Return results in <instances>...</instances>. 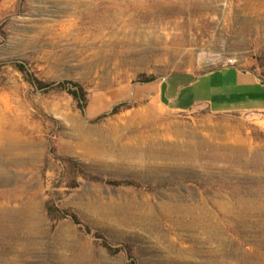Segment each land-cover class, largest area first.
<instances>
[{
    "label": "rangeland",
    "instance_id": "obj_1",
    "mask_svg": "<svg viewBox=\"0 0 264 264\" xmlns=\"http://www.w3.org/2000/svg\"><path fill=\"white\" fill-rule=\"evenodd\" d=\"M100 2L0 0V126L22 148L0 150V264H264V113L179 111L160 94L176 72L264 78V0H111L126 21L102 31ZM16 63L79 85L106 117ZM211 214L233 220L219 238Z\"/></svg>",
    "mask_w": 264,
    "mask_h": 264
},
{
    "label": "crops",
    "instance_id": "obj_2",
    "mask_svg": "<svg viewBox=\"0 0 264 264\" xmlns=\"http://www.w3.org/2000/svg\"><path fill=\"white\" fill-rule=\"evenodd\" d=\"M161 100L173 109L204 107L213 113H264V78L234 65L201 75L176 72L161 84Z\"/></svg>",
    "mask_w": 264,
    "mask_h": 264
},
{
    "label": "bare ground",
    "instance_id": "obj_3",
    "mask_svg": "<svg viewBox=\"0 0 264 264\" xmlns=\"http://www.w3.org/2000/svg\"><path fill=\"white\" fill-rule=\"evenodd\" d=\"M95 1V0H94ZM99 1V0H98ZM101 2H100V4H98V5H101V8H99L98 6L96 7L95 6V8L96 9H98L97 10V12H99V15H97V16H93V17H91V16H89L90 18L89 19H91L93 22H95L96 24H98V26H99V28L98 29H101V31H102V29H104L105 28V30H106V28H110L111 26H112V23L113 22H117V21H120V20H122V19H124V17L126 16V13H127V9H123V10H118V8H121V7H119L118 6V8L116 9V10H114V9H112V6H110L109 5V1H111V0H100ZM119 1V0H118ZM132 1V0H131ZM79 2H82V1H79ZM89 2V1H88ZM114 2V1H113ZM125 2V1H124ZM135 2H137V1H135ZM83 3H85V1L83 2ZM90 3V2H89ZM118 3V2H117ZM138 3V2H137ZM139 3H142V2H139ZM95 4V3H94ZM118 4H120V2L118 3ZM132 4V3H131ZM79 5H81V3L79 4ZM97 5V4H96ZM114 5H116V4H114ZM141 5V4H140ZM87 6V5H86ZM88 6H89V4H88ZM92 6V5H91ZM79 8V7H78ZM77 8V9H78ZM84 8H87V7H84ZM143 8H144V6H143ZM96 9H94V10H96ZM122 9V8H121ZM131 9V8H130ZM142 9V8H141ZM90 10H92V9H90ZM134 10H136L135 8H134ZM152 10V9H151ZM79 11V10H78ZM82 11V10H81ZM80 11V12H81ZM144 13V12H143ZM79 14V13H78ZM84 14V13H83ZM93 14V13H92ZM129 14V13H128ZM134 14H136V13H134ZM136 15H138V14H136ZM135 15V16H136ZM88 16L86 17V18H88ZM132 16V15H131ZM134 16V15H133ZM79 17V16H78ZM128 17H130V14H129V16ZM141 17V16H140ZM139 17V18H140ZM144 17V15H142V17L141 18H143ZM147 17V16H146ZM138 18V17H137ZM138 18V19H139ZM79 19V18H78ZM129 19V18H128ZM134 19H136V18H134ZM144 19V18H143ZM90 20V21H91ZM125 21H126V19H124ZM123 20V21H124ZM132 20V19H131ZM141 20V19H140ZM140 22V21H139ZM138 22V23H139ZM90 23V22H89ZM126 23H128V22H126ZM125 23V24H126ZM84 24V23H83ZM116 24V23H115ZM124 24V25H125ZM132 24H134L133 22H132ZM64 25V24H63ZM91 25H93L92 23H91ZM136 25V24H135ZM82 26V25H81ZM80 27V26H79ZM90 27V26H89ZM97 27V26H96ZM128 27H129V25H128ZM133 27V26H132ZM136 27V26H135ZM62 29V28H61ZM67 29V28H66ZM90 29V28H89ZM93 29H94V27H93ZM97 29V28H96ZM115 29V28H114ZM133 29V28H132ZM79 30V29H78ZM64 31H66V30H64ZM72 31V30H71ZM87 31H89V30H87ZM95 31V30H94ZM84 32V31H83ZM82 32V33H83ZM93 32V31H92ZM98 32V31H97ZM105 32V31H104ZM64 33V32H63ZM88 33V32H87ZM96 33V32H95ZM135 33V32H134ZM69 34V33H68ZM72 34V33H71ZM81 34V33H80ZM89 34V33H88ZM64 37V36H63ZM66 37V36H65ZM64 37V38H65ZM67 38H69V36L67 37ZM72 38V37H71ZM54 39V38H53ZM56 39V38H55ZM61 39V38H60ZM73 39V38H72ZM138 39V38H137ZM62 40V39H61ZM66 40V39H65ZM103 40V39H102ZM101 40V41H102ZM79 41V40H78ZM60 43V42H59ZM50 45H52V44H50ZM55 45V44H54ZM59 45V44H58ZM57 45V46H58ZM82 45V44H81ZM94 45V44H93ZM98 45H99V43H98ZM103 46V45H102ZM90 47V46H89ZM105 47V46H104ZM109 47V46H108ZM53 48H54V46H53ZM97 49V48H96ZM105 49V48H104ZM107 49V48H106ZM104 52V51H103ZM92 55V54H91ZM53 57V56H52ZM121 59V58H120ZM5 109V108H4ZM8 109V108H7ZM4 114H1V116H3ZM5 117V116H4ZM2 119V118H1ZM5 123V122H4ZM5 126H3V125H1L0 126V150H2V151H14V150H18V149H22V148H20L21 147V145H20V143H18L17 141H15L14 140V135H13V133H12V131L11 130H8L7 128L5 129L4 128ZM154 143V142H153ZM150 147V146H149ZM141 148V147H140ZM144 148V147H143ZM139 152V151H138ZM140 155V154H139ZM145 155V154H144ZM156 157V156H155ZM233 214V213H232ZM224 217H226V218H224L225 220H226V222L230 225V224H232L233 225V220H228V219H231V218H228V216H224ZM224 219H221V218H217L215 215H210L209 217H208V219H207V221L205 222V223H203V225H204V227H205V229H209V230H207V233H210V234H212V235H214L216 238H219V236H220V234H221V230H222V228H221V225H223V222L225 221ZM233 219V218H232ZM194 224H196V221L194 222H188V223H185L184 224V226L186 227V228H191V226H193ZM202 224V223H201ZM196 225H198V226H200V223L198 222ZM182 259H185V260H189V257H188V255L186 254V255H182ZM259 264V263H258Z\"/></svg>",
    "mask_w": 264,
    "mask_h": 264
},
{
    "label": "trees",
    "instance_id": "obj_4",
    "mask_svg": "<svg viewBox=\"0 0 264 264\" xmlns=\"http://www.w3.org/2000/svg\"><path fill=\"white\" fill-rule=\"evenodd\" d=\"M15 67L21 72L24 74L26 80L28 82H30L31 84L39 87L40 89L42 90H45V91H49L51 89H55V88H58V89H62V90H65L67 91L70 95H72L79 103V105L81 106V108L87 112V117L92 120V121H98V120H101L103 119L104 117H106L105 115H99L97 117H93L91 115V112H88V103H87V99H86V95H85V92L84 90L77 84H74V83H70V82H67V83H59V84H53V83H48V82H43L39 79H37L36 77H34L27 69V66L26 64L24 63H16L15 64ZM143 82H146V81H143ZM123 106V105H121ZM121 106H117L114 108L113 110V114H116L120 111V109L122 108ZM105 182L106 184L108 185H112V186H116V187H120V186H132L134 185L133 182L131 181H115V180H105L103 181ZM47 213L48 215L55 219V220H60L62 218H65L66 216H69L73 222H75L76 224H79L80 223V219L78 218L77 215H74V214H70V213H66V212H62V211H58L57 209H53L51 207H47ZM87 231H90L88 228H87ZM105 246L109 249V250H112V248L108 245V244H105ZM123 249L122 248H117L114 250V252H120L122 251Z\"/></svg>",
    "mask_w": 264,
    "mask_h": 264
}]
</instances>
